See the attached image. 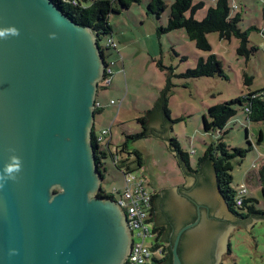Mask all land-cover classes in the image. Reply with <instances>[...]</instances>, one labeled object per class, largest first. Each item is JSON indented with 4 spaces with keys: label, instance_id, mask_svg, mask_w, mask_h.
I'll return each instance as SVG.
<instances>
[{
    "label": "water",
    "instance_id": "1",
    "mask_svg": "<svg viewBox=\"0 0 264 264\" xmlns=\"http://www.w3.org/2000/svg\"><path fill=\"white\" fill-rule=\"evenodd\" d=\"M9 26L20 35L0 39V174L13 155L22 171L0 188V264H124L130 228L117 201L99 195L104 176L91 135L105 52L90 27L74 22L52 0H0V28ZM161 124L166 131L158 138L171 150L170 121L162 117L151 126L158 132ZM187 177L185 186L159 192L172 196L165 210L178 208L179 226L192 213L191 203L178 194L182 188L212 208L211 223L226 221L216 252L220 264L230 250V230L241 225L248 231L264 217L231 216L210 168ZM197 210L196 221L176 232L172 264H183L179 244L199 223Z\"/></svg>",
    "mask_w": 264,
    "mask_h": 264
},
{
    "label": "rangeland",
    "instance_id": "2",
    "mask_svg": "<svg viewBox=\"0 0 264 264\" xmlns=\"http://www.w3.org/2000/svg\"><path fill=\"white\" fill-rule=\"evenodd\" d=\"M150 1L141 0L126 10L117 7L119 12L109 17L117 48L104 51L105 58L112 64L113 79L109 87L98 90L97 98L103 112L95 115L96 132L111 128L109 148L112 152L127 141L130 150L141 153L144 165L137 175H145L150 192L185 186L188 177L163 140L149 133L135 140L126 139V135L142 132L147 123L139 119L147 117L163 91H168L171 120L168 138L176 139L189 155L191 168L199 171L198 163L206 149L220 138L230 149L248 150L244 158L233 160L232 185L239 189L245 184L249 191L247 197L253 200L250 205L264 212L259 175L264 168V121L248 120L246 106L236 105V116L222 132H206L203 128V116L207 115L209 107L264 90V0H228L231 17L240 13L239 27L249 32L247 51L242 55L238 53L240 42L234 37L225 39L218 33H210L207 39L211 50L202 51L184 29L159 33V28L168 24L174 0H164L167 9L160 17L149 11ZM200 1H204L205 6L195 14L198 21L203 20L208 9L216 3V0ZM90 3L91 0L83 2L85 6ZM107 37L100 41L103 49ZM211 55L222 62L223 76H184L188 70L196 68L199 59ZM112 100L113 105L110 104ZM260 134L263 140L259 143ZM102 163L103 190L109 197L118 198L126 186L125 177L110 156ZM200 173L188 176L198 177ZM226 243H230V250L225 249L220 264H264V220L252 224L248 231L241 225L233 227ZM145 244L150 246L151 240Z\"/></svg>",
    "mask_w": 264,
    "mask_h": 264
},
{
    "label": "trees",
    "instance_id": "3",
    "mask_svg": "<svg viewBox=\"0 0 264 264\" xmlns=\"http://www.w3.org/2000/svg\"><path fill=\"white\" fill-rule=\"evenodd\" d=\"M65 14H67L74 22L79 25L90 27L97 37V41L100 45V41L104 36L112 37L113 30L109 23V17L113 13H118L120 7L122 10H126L132 6L133 3H139L141 0H91L88 6L83 4L86 0H52ZM75 1V5L73 4ZM205 6L204 1L200 0H174L170 7V14L168 24L165 27L159 28V33H167L178 29H184L188 38L196 43L199 50L210 51L211 45L207 39V35L210 33H218L220 38L231 39L236 38L239 40L240 45L238 53L243 54L247 51V45L249 44V32L242 31L239 27V23L242 20L240 13L231 17L230 5L228 0H216L214 6L210 7L207 11V15L201 21L195 19V14L203 9ZM148 9L151 13L157 17L167 9V4L164 0H151ZM251 29L259 30L256 27ZM261 32V31H260ZM101 47V46H100ZM103 50V47H101ZM115 51L114 49H108V51ZM220 75L223 76L222 62L215 56L211 55L207 59H199L196 68L188 70L184 76L187 78H199L210 77ZM107 83L99 84V88L106 89L109 87ZM99 93V91H98ZM168 91H163L161 98L156 103L153 110L149 111L147 117L140 118L139 121L144 125L140 134L126 135L127 140H135L140 137L149 134H155L157 137H163L166 131L165 125L161 124V130L158 132L151 126V123L160 118H166L170 120V111L168 109ZM94 114L98 115L103 112V106L97 105ZM236 105L246 106V113L248 120L252 122L264 121V90L249 92L243 98H237L231 101H227L208 108L207 115L203 116V128L206 132L211 131H223L230 120L236 116ZM149 119V121H148ZM171 122V120H170ZM95 126L92 131V143L96 152V162L100 170L103 171L102 160L108 156L112 158L114 166L120 170L124 176L128 174H137L138 171L143 169L144 161L139 151L130 150L128 148L127 141H124L122 145L116 147L115 151H110V143L105 146H99L96 138ZM262 134H260L258 142H262ZM171 151L176 154L179 160L180 167L184 170L185 176L189 174H198L201 171H206L210 168L214 174L215 188L218 191L220 197L227 203L231 212L240 218H246L249 216H261L264 217V212H259L254 206L250 205L253 200L245 196L243 198L242 206L236 207V197L238 190L233 187V175L234 170L233 160L235 158H244L248 150L246 149H230V147L224 142L223 138H220L215 144L210 145L203 157L199 160V171H194L190 166L189 155L185 153L176 139H168ZM142 174V173H141ZM261 192L264 199V168L259 172ZM210 179L206 178L205 182H209ZM149 184L147 183V186ZM149 187V186H148ZM182 190V189H181ZM151 212L154 221V232L157 234V238L154 246L163 247V256L155 259V263L172 264V245L174 243L177 230L194 220L196 215L192 216L187 214V218L182 221V224L178 225L180 211L177 207L170 212L165 210V202L171 200L172 196L170 192L164 191L163 195H160L158 191L151 192ZM162 196V197H161ZM104 197H108L105 195ZM172 206V205H171ZM161 209L160 218L163 223L157 220V212ZM191 213V212H190ZM179 214V215H178ZM178 215V216H177ZM168 229L175 230L173 236H168ZM187 232L182 235L179 244V255L184 261L183 256L186 251L185 237ZM183 264H185L183 262Z\"/></svg>",
    "mask_w": 264,
    "mask_h": 264
},
{
    "label": "built area",
    "instance_id": "4",
    "mask_svg": "<svg viewBox=\"0 0 264 264\" xmlns=\"http://www.w3.org/2000/svg\"><path fill=\"white\" fill-rule=\"evenodd\" d=\"M215 1V0H212ZM75 5V1H73ZM238 9L237 6L234 7ZM117 46L113 37L107 38L103 52L108 49L116 50ZM105 76L101 82L108 85L112 81L113 69L112 64L105 58ZM111 104H115L111 101ZM98 105V104H97ZM97 143L99 146L108 145L111 142V128H107L96 133ZM125 177L126 186L119 193L118 198H114L118 205L126 214L127 224L131 232V247L124 264H154L156 258L163 256V247H155L157 234L154 232V221L151 212V192L148 190L145 175L142 173L128 174ZM236 207H241L243 198L247 196L248 189L244 184L237 189ZM150 239L151 245L145 242Z\"/></svg>",
    "mask_w": 264,
    "mask_h": 264
},
{
    "label": "flooded vegetation",
    "instance_id": "5",
    "mask_svg": "<svg viewBox=\"0 0 264 264\" xmlns=\"http://www.w3.org/2000/svg\"><path fill=\"white\" fill-rule=\"evenodd\" d=\"M181 189L179 190L178 194L181 195L183 198L188 199V202L191 203L189 206L192 209V211L190 210V212H192L191 213L192 216L196 215V217L194 218V220H192V222L196 221V219L198 218L197 206H200V212H201V218L199 223L194 228L186 231L187 235L184 241L187 249L183 256L184 258L183 262L185 264H215L217 245L220 239L219 237H221L219 236L220 235L219 231H223L225 229L226 221L220 220L219 225H214V223H211L210 220L213 219L212 208L197 203L195 200H193L191 197H189L186 193L183 192V191H187V189L184 190ZM99 195L102 197L107 195L106 192L103 190V187ZM225 206L233 216L238 217L231 212L226 202H225ZM203 210L206 211V216L209 218L207 221L204 219L206 216H204ZM160 213H161V209H159L157 212V220L160 221V223H163V220L160 218L161 216ZM216 226L219 227H217L216 229ZM168 231H169L168 236L169 237L173 236L175 230L168 229ZM228 245H230V243H228ZM154 264H165V263H154Z\"/></svg>",
    "mask_w": 264,
    "mask_h": 264
},
{
    "label": "clouds",
    "instance_id": "6",
    "mask_svg": "<svg viewBox=\"0 0 264 264\" xmlns=\"http://www.w3.org/2000/svg\"><path fill=\"white\" fill-rule=\"evenodd\" d=\"M20 35L19 29L15 26H9L5 28H0V39H8L9 37H18ZM50 38H55L54 34ZM10 163L5 165L3 173L0 174V188L4 186L9 180L16 181L19 173L22 171V161L21 159L13 155L10 157ZM16 253L10 252V255H15Z\"/></svg>",
    "mask_w": 264,
    "mask_h": 264
},
{
    "label": "crops",
    "instance_id": "7",
    "mask_svg": "<svg viewBox=\"0 0 264 264\" xmlns=\"http://www.w3.org/2000/svg\"><path fill=\"white\" fill-rule=\"evenodd\" d=\"M112 79H113V76H112ZM111 84H112V81H111ZM96 100H98V98L96 99ZM113 101V100H112ZM98 104L99 105H101V103L98 101ZM110 104H111V102H110ZM112 105V104H111ZM102 106V105H101Z\"/></svg>",
    "mask_w": 264,
    "mask_h": 264
}]
</instances>
